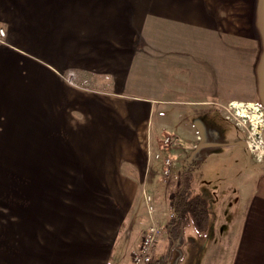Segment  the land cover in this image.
I'll use <instances>...</instances> for the list:
<instances>
[{"label":"crops","instance_id":"1","mask_svg":"<svg viewBox=\"0 0 264 264\" xmlns=\"http://www.w3.org/2000/svg\"><path fill=\"white\" fill-rule=\"evenodd\" d=\"M262 3L0 0L5 37L0 42L1 103L31 87L38 113H47L48 120L58 123L75 145L71 159L87 161L81 155L87 151L92 155L88 160L111 164V170L95 169L92 175L115 178L108 191L115 192L122 212H131L137 194L151 191L156 177V162L149 157L141 167L136 154L137 145L150 144L161 133L147 134L156 95L168 97L170 107L203 106L223 118L222 112L233 108L232 103L252 102L255 75L261 71L255 66L253 50L264 45L259 35L264 32ZM70 75L74 76L71 82ZM233 84L240 86L239 98H232ZM180 94L199 99L186 102L178 99ZM257 109L262 114L264 109ZM244 140L238 137L231 146L246 144L254 166L233 176L242 185L229 211L224 215L221 211L216 219L208 213L207 229L200 234L206 235V264H264V154H252ZM179 141L177 145L187 147L184 151L192 150L191 143ZM181 169L174 166L172 171L179 176ZM124 216L120 211L115 214L116 231L128 223L129 233L132 218L124 222ZM126 237L119 243L124 244ZM82 240L84 247H92L90 240ZM65 256L64 264L76 258L79 264H87L82 257L89 254L69 249Z\"/></svg>","mask_w":264,"mask_h":264},{"label":"rangeland","instance_id":"2","mask_svg":"<svg viewBox=\"0 0 264 264\" xmlns=\"http://www.w3.org/2000/svg\"><path fill=\"white\" fill-rule=\"evenodd\" d=\"M262 5L260 15L264 24V0ZM0 30L1 42L5 37L1 27ZM259 35L264 37V32ZM253 52L255 66L261 71L255 75V91L249 96L252 102L244 104L250 116L245 121L241 118L245 127L237 126L238 122L232 118L225 120L229 116L227 110L234 108L223 109V118L216 110L211 114L203 106L170 107L168 97L155 96L147 134L153 136L154 130L161 133L150 144L137 145L136 154L141 167L146 166L149 157L156 162V177L151 191H142L145 197L137 194L128 213L119 209L115 192L108 191L115 178L92 175L95 169L99 173L111 170V164L103 166L101 160H88L92 155L87 151L81 154L87 161L71 159L75 145L58 123L48 120L47 113H38L39 104L33 101L31 87L23 89L21 96L15 92L6 98L8 103H1L0 98V264H64L69 249L88 253L89 256L82 257L87 264H130L131 253L140 243L149 219L163 227L154 255L167 254L165 227L172 218L169 197L173 188L165 183L161 161L153 157L155 154L172 157V169L183 166L191 170V189L206 200L212 219L221 216V211L223 215L225 210L229 211L234 198L239 199L242 185L233 176L248 172L247 166H254L247 148L231 143L238 137L244 138L251 152H264V110L261 109L260 115L257 109H264V45ZM238 85H232V98H239ZM188 95L180 94L178 99L186 102L199 99ZM252 108L260 116L254 125L251 115L257 113ZM174 135L191 143L192 150L184 151L187 147L177 145L181 143ZM165 138L169 141L165 142ZM146 197H150L148 207ZM118 211L124 213V222L132 218L129 233L125 230L128 223L116 231ZM187 224L180 230L166 264H206V235H200L192 224ZM126 234L124 244L119 243ZM82 239L90 240L87 241L93 243L90 248L103 255H91L92 250L82 245L85 243ZM78 259L73 260L75 264H79Z\"/></svg>","mask_w":264,"mask_h":264},{"label":"trees","instance_id":"3","mask_svg":"<svg viewBox=\"0 0 264 264\" xmlns=\"http://www.w3.org/2000/svg\"><path fill=\"white\" fill-rule=\"evenodd\" d=\"M191 181L192 172L184 167L181 169L178 179L175 182H170L169 186L173 188L169 200L172 218L165 227L168 239L167 254L162 258L153 253L148 264H166L168 262L178 233L187 223L192 224L199 233L206 231L208 226L207 203L200 196L193 194Z\"/></svg>","mask_w":264,"mask_h":264},{"label":"built area","instance_id":"4","mask_svg":"<svg viewBox=\"0 0 264 264\" xmlns=\"http://www.w3.org/2000/svg\"><path fill=\"white\" fill-rule=\"evenodd\" d=\"M0 36H3V32L2 30H0ZM74 79V76L70 75L68 76L67 80L69 82H71ZM229 109V108H227ZM233 109V108H232ZM228 115L226 116L227 119L232 118L233 120L237 121L236 123L238 125H243L245 127V123L244 121L241 119V117H239V115L235 112V110H227ZM260 115H262L260 113ZM242 127V126H241ZM165 142H168V139H164ZM258 147H255V150ZM250 152H251V148H250ZM252 154L254 153H258L257 151L254 152V150H252L251 152ZM259 155H263V153H258ZM150 155V154H149ZM154 158L156 159H160L161 161V166H162V177L165 181V183H169L171 181H176L178 179V176H176L173 171H172V165H173V158L170 156H159V154H155L153 155ZM160 157V158H159ZM145 197V196H144ZM145 205L146 207H148V203L147 201H150V197H146L145 199ZM172 217V214H171ZM163 229L162 226H160L158 223H156L154 220H150L147 223V226L142 234L140 243L138 244V246L136 247V249L131 253L130 256V264H148L151 260L152 254L154 252V248H155V243L159 237V235L161 234V230Z\"/></svg>","mask_w":264,"mask_h":264},{"label":"bare ground","instance_id":"5","mask_svg":"<svg viewBox=\"0 0 264 264\" xmlns=\"http://www.w3.org/2000/svg\"><path fill=\"white\" fill-rule=\"evenodd\" d=\"M232 107L235 109V112L239 115V117L244 118V121L245 119H249L250 116L246 113V107L242 106L241 104H237V103H232ZM252 109H254L253 111L257 113V115L256 114L251 115V120L254 125L260 120V116L258 115L259 112H257V109L255 108H252Z\"/></svg>","mask_w":264,"mask_h":264},{"label":"water","instance_id":"6","mask_svg":"<svg viewBox=\"0 0 264 264\" xmlns=\"http://www.w3.org/2000/svg\"><path fill=\"white\" fill-rule=\"evenodd\" d=\"M241 146L246 147V144H242Z\"/></svg>","mask_w":264,"mask_h":264}]
</instances>
